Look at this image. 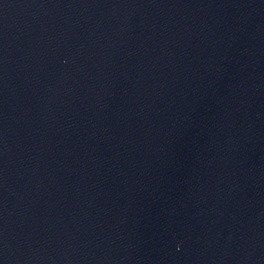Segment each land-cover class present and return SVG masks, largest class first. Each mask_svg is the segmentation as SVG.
Instances as JSON below:
<instances>
[{"label":"water","instance_id":"water-1","mask_svg":"<svg viewBox=\"0 0 264 264\" xmlns=\"http://www.w3.org/2000/svg\"><path fill=\"white\" fill-rule=\"evenodd\" d=\"M0 264H264V0H0Z\"/></svg>","mask_w":264,"mask_h":264}]
</instances>
